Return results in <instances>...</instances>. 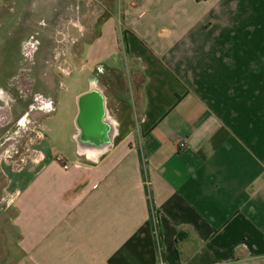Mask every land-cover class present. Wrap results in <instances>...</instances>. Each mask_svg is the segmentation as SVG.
Returning <instances> with one entry per match:
<instances>
[{
  "label": "crops",
  "instance_id": "0c3cea01",
  "mask_svg": "<svg viewBox=\"0 0 264 264\" xmlns=\"http://www.w3.org/2000/svg\"><path fill=\"white\" fill-rule=\"evenodd\" d=\"M124 4L6 172L0 264H264V0Z\"/></svg>",
  "mask_w": 264,
  "mask_h": 264
},
{
  "label": "rangeland",
  "instance_id": "374dc122",
  "mask_svg": "<svg viewBox=\"0 0 264 264\" xmlns=\"http://www.w3.org/2000/svg\"><path fill=\"white\" fill-rule=\"evenodd\" d=\"M124 6V0H0V206H12L6 172L40 137L84 43L111 14L117 28L127 27Z\"/></svg>",
  "mask_w": 264,
  "mask_h": 264
},
{
  "label": "built area",
  "instance_id": "2783aa9c",
  "mask_svg": "<svg viewBox=\"0 0 264 264\" xmlns=\"http://www.w3.org/2000/svg\"><path fill=\"white\" fill-rule=\"evenodd\" d=\"M63 166H64V167H66V166H67V164H63Z\"/></svg>",
  "mask_w": 264,
  "mask_h": 264
}]
</instances>
